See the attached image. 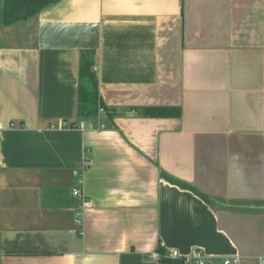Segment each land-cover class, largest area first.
<instances>
[{
    "label": "crops",
    "instance_id": "obj_1",
    "mask_svg": "<svg viewBox=\"0 0 264 264\" xmlns=\"http://www.w3.org/2000/svg\"><path fill=\"white\" fill-rule=\"evenodd\" d=\"M88 51L109 113L84 120ZM161 242L264 258V0H62L2 27L0 264H158Z\"/></svg>",
    "mask_w": 264,
    "mask_h": 264
},
{
    "label": "trees",
    "instance_id": "obj_2",
    "mask_svg": "<svg viewBox=\"0 0 264 264\" xmlns=\"http://www.w3.org/2000/svg\"><path fill=\"white\" fill-rule=\"evenodd\" d=\"M61 1L62 0H0V29L29 20L41 11ZM95 57V51L85 52L81 57L78 95L79 119H95L99 117L100 109H104L109 113L108 108L104 105L100 97L98 78L94 71ZM148 112V109H145L143 114L148 115ZM72 126L75 127V124H72ZM161 176L172 184L190 190L205 202L211 203V198L198 188L179 181L164 172Z\"/></svg>",
    "mask_w": 264,
    "mask_h": 264
},
{
    "label": "built area",
    "instance_id": "obj_3",
    "mask_svg": "<svg viewBox=\"0 0 264 264\" xmlns=\"http://www.w3.org/2000/svg\"><path fill=\"white\" fill-rule=\"evenodd\" d=\"M96 71V68L94 69ZM104 109H100L99 115L105 114ZM80 131H85L87 129H93L91 124L86 122H80L75 126ZM92 162L89 159H85L81 164V169L84 171L90 167ZM75 175L78 178V183L80 187H76L73 190V196L80 200V205L78 206L75 213V225L78 229L73 231L74 235L82 237L84 235V214L87 209H92L96 207L93 200L86 197L81 185H83V177L80 172L76 171ZM149 258L156 261L158 264H209V259L201 250H195L190 254L183 255L176 249H168L167 245L163 242L160 243L158 249L150 253ZM242 259L240 257L225 258L223 259V264H241ZM260 264H264V258L260 259Z\"/></svg>",
    "mask_w": 264,
    "mask_h": 264
}]
</instances>
